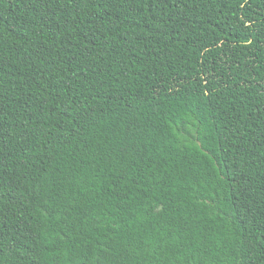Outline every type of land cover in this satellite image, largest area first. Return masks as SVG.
Wrapping results in <instances>:
<instances>
[{"label":"trees","instance_id":"1","mask_svg":"<svg viewBox=\"0 0 264 264\" xmlns=\"http://www.w3.org/2000/svg\"><path fill=\"white\" fill-rule=\"evenodd\" d=\"M0 264H264V0H0Z\"/></svg>","mask_w":264,"mask_h":264}]
</instances>
